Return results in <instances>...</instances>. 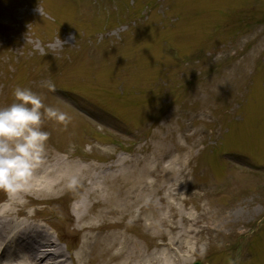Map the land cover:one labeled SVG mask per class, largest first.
<instances>
[{
    "label": "rangeland",
    "instance_id": "rangeland-1",
    "mask_svg": "<svg viewBox=\"0 0 264 264\" xmlns=\"http://www.w3.org/2000/svg\"><path fill=\"white\" fill-rule=\"evenodd\" d=\"M263 17L264 0H0V107L53 77L94 113L45 121L40 171L76 183L34 197L85 264L123 262L105 235L131 264L188 247L191 264H264Z\"/></svg>",
    "mask_w": 264,
    "mask_h": 264
},
{
    "label": "clouds",
    "instance_id": "clouds-1",
    "mask_svg": "<svg viewBox=\"0 0 264 264\" xmlns=\"http://www.w3.org/2000/svg\"><path fill=\"white\" fill-rule=\"evenodd\" d=\"M42 87L56 90L50 79L43 81ZM13 96L10 105L0 107V190L18 193L31 186L36 169L44 163L50 136L43 129L45 121L67 126L71 117L60 108L45 104L42 94L31 88L16 86ZM70 183L75 184L76 178L72 177ZM198 254L201 258L206 256V242L199 244Z\"/></svg>",
    "mask_w": 264,
    "mask_h": 264
},
{
    "label": "bare ground",
    "instance_id": "bare-ground-1",
    "mask_svg": "<svg viewBox=\"0 0 264 264\" xmlns=\"http://www.w3.org/2000/svg\"><path fill=\"white\" fill-rule=\"evenodd\" d=\"M57 161L60 162V160ZM72 175L74 174L71 173V175H66L63 172H60L59 169L47 168L42 172L35 173L31 186L27 190L18 193H10L8 200L9 203L0 207V240L3 235L12 236V239H16L14 251L19 253L20 257L13 262H7L5 264H85L86 243L80 245L77 250H70L71 248L69 247L68 249L67 247L62 248L59 245L56 246L40 228L32 226V222L27 223L24 221H18L17 216L23 215L24 213L15 210V207L25 198L32 201L34 200V197H38L39 194H46L48 190H53V188L60 184H65V187L66 183L72 178ZM52 190L50 192H52ZM174 191L177 193L175 189ZM178 191L181 192V189L178 188ZM175 193L173 192L172 194L174 197ZM170 207L173 210H176L177 208L173 205ZM181 218L185 221L191 220V218L185 216H182ZM186 234L187 237L192 239L196 236V232L190 229L186 231ZM7 240L8 238L4 239L3 242ZM102 241H111V244L117 249V252H119L111 254L109 250L104 251V253L111 258L110 260L122 258L123 262H120V264H131L129 260L134 259V254L131 255V253L126 250L125 243L128 241L125 238L123 239L118 235H111L108 238V236L105 235L103 236ZM163 246L164 245H160V247ZM194 249L195 248L192 249L191 247H188L187 250L184 251L185 256L176 255V260H169L167 264H191V261H189V253L193 252ZM137 253L139 252L137 251ZM156 261L158 262V259Z\"/></svg>",
    "mask_w": 264,
    "mask_h": 264
}]
</instances>
